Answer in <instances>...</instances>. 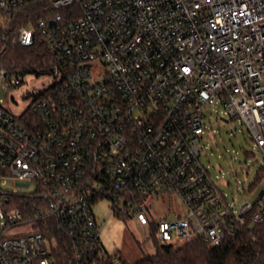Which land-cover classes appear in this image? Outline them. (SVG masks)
Returning a JSON list of instances; mask_svg holds the SVG:
<instances>
[{
	"label": "built area",
	"instance_id": "1",
	"mask_svg": "<svg viewBox=\"0 0 264 264\" xmlns=\"http://www.w3.org/2000/svg\"><path fill=\"white\" fill-rule=\"evenodd\" d=\"M34 6L46 18L33 23L28 13L12 43L42 37L58 81L21 116L0 103V184H38L0 199V264L107 257L108 218L100 223L94 210L104 197L109 216L137 221L146 235L150 227L172 248L199 237L219 246L247 222L264 224V189L236 209L199 145L207 107L221 103L264 154V0H0V27ZM25 75L0 64L9 87ZM166 193L182 198L186 215L153 219ZM15 194L25 199L12 204ZM28 223L39 228L7 235Z\"/></svg>",
	"mask_w": 264,
	"mask_h": 264
},
{
	"label": "rangeland",
	"instance_id": "2",
	"mask_svg": "<svg viewBox=\"0 0 264 264\" xmlns=\"http://www.w3.org/2000/svg\"><path fill=\"white\" fill-rule=\"evenodd\" d=\"M2 23L4 19L1 18ZM105 66L97 65V76H101ZM58 81L53 74H37L28 72L24 82L15 87H9L0 82V103L16 116H21L36 100L37 96L49 90ZM206 129L200 140V160L210 171L220 191L226 195L227 201L236 209H240L246 200L254 201L264 189V154L252 138L251 131L241 121L230 119L226 108L221 103L209 105L205 111ZM222 118L227 119L223 120ZM5 184H0V191L18 190L22 194H32L37 191L38 184H22L16 182L13 176H8ZM3 195V194H2ZM156 220L175 219L186 215L187 206L182 198L175 194H164L154 203ZM100 223L107 218L101 233V238L111 256L123 254L129 261H136L144 253H155V234L148 227V235L135 220H128L120 215L112 214L111 202L108 198L100 199L94 206ZM5 221L3 209L0 206V222ZM39 226L31 223L21 224L9 229L7 235H23L34 232ZM119 262V261H118Z\"/></svg>",
	"mask_w": 264,
	"mask_h": 264
},
{
	"label": "trees",
	"instance_id": "3",
	"mask_svg": "<svg viewBox=\"0 0 264 264\" xmlns=\"http://www.w3.org/2000/svg\"><path fill=\"white\" fill-rule=\"evenodd\" d=\"M28 13H31L33 23L46 18L40 7L34 6L28 11L20 12L8 20L4 27H0V64L22 69L26 73L48 74L50 50L42 37H37L31 46L12 43L16 30L28 21ZM5 195L0 194V199ZM24 197L22 194H15L10 199L12 204H20ZM154 243L156 252H146L136 261H129L118 253L116 257H102L96 264H264V224L247 222L241 232L219 246H212L201 237L183 246L171 248L170 251H165L156 238ZM65 255L64 251L56 252V258L60 262L65 260Z\"/></svg>",
	"mask_w": 264,
	"mask_h": 264
},
{
	"label": "water",
	"instance_id": "4",
	"mask_svg": "<svg viewBox=\"0 0 264 264\" xmlns=\"http://www.w3.org/2000/svg\"><path fill=\"white\" fill-rule=\"evenodd\" d=\"M222 119L228 121V120L225 119V118H222ZM162 248H163L165 251H170L171 248H172V246H171L170 243H168V244H162Z\"/></svg>",
	"mask_w": 264,
	"mask_h": 264
}]
</instances>
